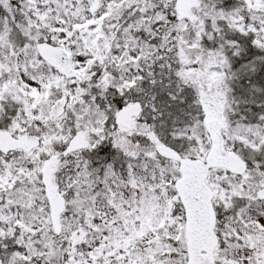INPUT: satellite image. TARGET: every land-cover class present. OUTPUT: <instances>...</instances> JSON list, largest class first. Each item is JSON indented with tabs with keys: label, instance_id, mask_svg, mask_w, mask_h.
Segmentation results:
<instances>
[{
	"label": "snow or ice",
	"instance_id": "6c2138e0",
	"mask_svg": "<svg viewBox=\"0 0 264 264\" xmlns=\"http://www.w3.org/2000/svg\"><path fill=\"white\" fill-rule=\"evenodd\" d=\"M0 264H264V0H0Z\"/></svg>",
	"mask_w": 264,
	"mask_h": 264
}]
</instances>
